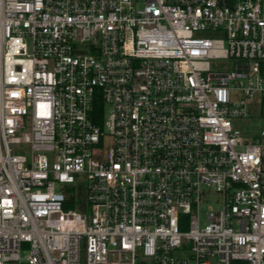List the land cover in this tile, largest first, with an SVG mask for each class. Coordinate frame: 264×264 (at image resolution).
I'll use <instances>...</instances> for the list:
<instances>
[{
    "label": "built area",
    "instance_id": "2783aa9c",
    "mask_svg": "<svg viewBox=\"0 0 264 264\" xmlns=\"http://www.w3.org/2000/svg\"><path fill=\"white\" fill-rule=\"evenodd\" d=\"M240 121L264 0H0V264H264Z\"/></svg>",
    "mask_w": 264,
    "mask_h": 264
},
{
    "label": "rangeland",
    "instance_id": "374dc122",
    "mask_svg": "<svg viewBox=\"0 0 264 264\" xmlns=\"http://www.w3.org/2000/svg\"><path fill=\"white\" fill-rule=\"evenodd\" d=\"M238 125L243 132L248 134V133L258 132L260 128L264 127V122L258 123V122H248V121H242L241 122L240 121V123ZM109 145H110V139L106 138L103 142L102 149H106ZM16 152L24 153L20 149L16 150ZM263 168H264V161H263ZM208 207L216 208V205L211 203L210 201H208L207 203L201 204L199 209H198L199 224L201 226H203L206 223V215L208 214V211H209Z\"/></svg>",
    "mask_w": 264,
    "mask_h": 264
},
{
    "label": "trees",
    "instance_id": "16d2710c",
    "mask_svg": "<svg viewBox=\"0 0 264 264\" xmlns=\"http://www.w3.org/2000/svg\"><path fill=\"white\" fill-rule=\"evenodd\" d=\"M95 114H96V123L101 124L102 123V115H103V105L100 101H97L95 103Z\"/></svg>",
    "mask_w": 264,
    "mask_h": 264
}]
</instances>
